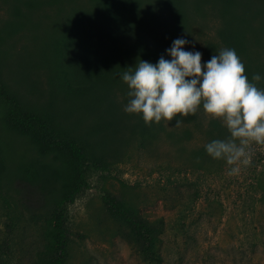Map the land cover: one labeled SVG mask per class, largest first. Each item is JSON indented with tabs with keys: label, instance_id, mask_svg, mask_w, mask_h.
<instances>
[{
	"label": "rangeland",
	"instance_id": "1",
	"mask_svg": "<svg viewBox=\"0 0 264 264\" xmlns=\"http://www.w3.org/2000/svg\"><path fill=\"white\" fill-rule=\"evenodd\" d=\"M23 4L0 0L1 75L24 103L42 109L59 124L65 105L60 78L40 63L48 40L59 35L66 22L54 18L52 28L16 32L11 27L13 12L15 6L25 12ZM217 4L218 18L208 10L204 18L195 16L190 21L186 35L180 37L188 41L184 50L199 51L207 63L213 43L221 42L216 31L228 30L237 37L236 53L242 60L264 63V49L254 43H264V0H218ZM53 9L32 11L30 17L45 24ZM83 56L88 62L100 60L93 46ZM109 59L101 57L102 62ZM115 59L122 60L125 68L136 65L133 58L123 61L118 55ZM116 92L126 105L128 88ZM91 107L88 116L74 113L68 119H85L87 127L95 129L114 126L113 110L100 103ZM195 117L182 121L180 127L164 121L157 134L145 125L131 127L134 134L118 133L106 146L85 137L88 156L104 169L91 168L90 188L67 206L70 236L65 264H264V145H253L250 166L229 176L225 162L213 160L204 147L228 138V132L221 135L219 129L224 127L203 109ZM0 138L8 153L7 169L22 176L18 180L8 170L15 226L11 232L6 229V210L0 201V246H9L10 264H36L52 206L70 174L69 164L60 153L41 155L30 139L1 122ZM94 138L102 144L108 141L102 134ZM108 193L132 204L154 226L159 259L143 258L141 242L128 236L129 229L102 201L101 195Z\"/></svg>",
	"mask_w": 264,
	"mask_h": 264
},
{
	"label": "trees",
	"instance_id": "2",
	"mask_svg": "<svg viewBox=\"0 0 264 264\" xmlns=\"http://www.w3.org/2000/svg\"><path fill=\"white\" fill-rule=\"evenodd\" d=\"M217 3L218 0H22L27 9L25 12L20 6H15V19L12 20L11 27L16 32L24 29L35 31L39 26L43 30L52 28L50 22L54 18L65 19L66 22L59 35L48 40L40 63L56 72L60 78V94L65 104L61 113L62 123L57 124L56 119L48 117L42 109L24 103L17 92L8 88L0 70V122L8 130L30 139L41 155L60 153L66 156L69 164L70 174L52 206L44 232L43 248L38 253L36 264L66 263L70 236L66 219L67 206L90 188L88 175L91 168L104 169L97 160L88 156L85 137H93L95 145L106 146L116 139L118 133L134 134L131 127L145 125L139 116L125 113V104L117 99L116 91L122 87L127 88L121 79L127 67L123 66L122 60L115 58L121 55L123 61L133 58L136 63L142 60L152 64H156L161 56L168 59L167 50L174 40L186 35L193 17L204 18L210 10L218 18ZM66 4H70V8ZM46 7H54L53 16L48 17V22L42 25L34 22L30 17L31 12ZM70 10L72 13H68ZM216 34L221 42L213 43L210 54H218L223 48L237 51L235 33L228 34V30L219 33L217 30ZM254 43L264 49L262 41ZM91 46L97 52L99 61L83 60V53ZM103 55L110 59L102 62ZM237 55L240 57L239 53ZM241 61L249 80L254 74H259L262 80L258 86L263 87L264 63L256 62L255 58L251 63L244 59ZM99 103L115 112L114 126L99 125L95 129L93 126L87 127L85 119H68L69 116H75L74 113L88 116L92 110L91 105ZM96 110L97 107L94 111ZM178 118L179 114L170 123L176 124ZM192 119L196 120L197 117L189 116L182 121ZM163 123L162 120L160 124L147 127L151 129V133L157 134L163 130ZM219 131L221 135L227 132L225 128ZM98 134H102L108 141L105 144L96 141L94 135ZM7 155L0 138V201L6 210V229L11 232L15 219L10 200L14 195L11 193L8 175L14 173L18 180L22 176L7 169ZM101 198L109 213L129 229L128 236L141 242L143 258L152 261L159 259V254L155 251L154 226L138 209L109 193L101 195ZM7 249V244L0 246V264H10Z\"/></svg>",
	"mask_w": 264,
	"mask_h": 264
},
{
	"label": "clouds",
	"instance_id": "3",
	"mask_svg": "<svg viewBox=\"0 0 264 264\" xmlns=\"http://www.w3.org/2000/svg\"><path fill=\"white\" fill-rule=\"evenodd\" d=\"M188 43L177 38L167 50L171 59L156 64L139 60L121 76L128 88L127 114L140 116L145 126L172 122L181 126L184 118L201 109L210 120L227 130L228 138L207 143L206 154L224 161L228 175H239L250 166L253 145H264V87L254 74L249 80L234 49L223 48L202 62L199 51H185Z\"/></svg>",
	"mask_w": 264,
	"mask_h": 264
}]
</instances>
